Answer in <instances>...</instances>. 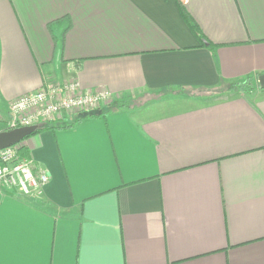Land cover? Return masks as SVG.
<instances>
[{
	"label": "crops",
	"instance_id": "1",
	"mask_svg": "<svg viewBox=\"0 0 264 264\" xmlns=\"http://www.w3.org/2000/svg\"><path fill=\"white\" fill-rule=\"evenodd\" d=\"M180 1L206 41L177 0H0V132L54 83L118 103L22 141L0 264H264V0Z\"/></svg>",
	"mask_w": 264,
	"mask_h": 264
},
{
	"label": "built area",
	"instance_id": "2",
	"mask_svg": "<svg viewBox=\"0 0 264 264\" xmlns=\"http://www.w3.org/2000/svg\"><path fill=\"white\" fill-rule=\"evenodd\" d=\"M115 102L107 89L84 90L76 79L54 83L15 98L9 104V117L2 131L40 126L91 112ZM22 142L0 150V187L25 195L38 196L49 181L32 159L22 157Z\"/></svg>",
	"mask_w": 264,
	"mask_h": 264
},
{
	"label": "trees",
	"instance_id": "3",
	"mask_svg": "<svg viewBox=\"0 0 264 264\" xmlns=\"http://www.w3.org/2000/svg\"><path fill=\"white\" fill-rule=\"evenodd\" d=\"M177 1H178V5L180 7V11H181L183 18L186 20V22L188 23V25L190 26V28L192 29L194 34L200 40L206 41L205 38H203V36H202L200 26L197 24V22L194 20V18L190 15V13L187 11V9L182 4V2L180 0H177ZM253 79L254 78H247V79H244L243 81H240V82L222 81L220 84H222V86H226V87L230 86L233 88H239V89H242L245 91H250V90H253L255 88V85L253 83ZM114 103L112 105L107 106V107L114 108L115 106L118 105V103H116L115 105H114ZM66 125H67L66 119L57 120L55 122H48V123L40 125L38 131L43 130V129H55V128L66 126Z\"/></svg>",
	"mask_w": 264,
	"mask_h": 264
},
{
	"label": "water",
	"instance_id": "4",
	"mask_svg": "<svg viewBox=\"0 0 264 264\" xmlns=\"http://www.w3.org/2000/svg\"><path fill=\"white\" fill-rule=\"evenodd\" d=\"M258 83L260 87L264 88V74L259 76ZM38 129L39 126L33 125L0 132V150L22 142L27 137L36 133Z\"/></svg>",
	"mask_w": 264,
	"mask_h": 264
}]
</instances>
